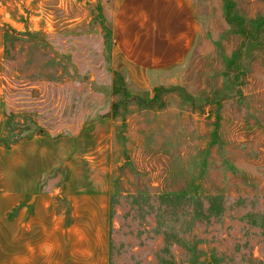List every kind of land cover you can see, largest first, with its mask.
<instances>
[{"label":"rangeland","instance_id":"374dc122","mask_svg":"<svg viewBox=\"0 0 264 264\" xmlns=\"http://www.w3.org/2000/svg\"><path fill=\"white\" fill-rule=\"evenodd\" d=\"M191 1L194 46L138 87L113 62L116 0H0V145L31 153L0 264H264V0ZM42 136L109 173L105 248L66 230L63 197L42 225Z\"/></svg>","mask_w":264,"mask_h":264},{"label":"crops","instance_id":"0c3cea01","mask_svg":"<svg viewBox=\"0 0 264 264\" xmlns=\"http://www.w3.org/2000/svg\"><path fill=\"white\" fill-rule=\"evenodd\" d=\"M116 1L112 20L113 62L121 65V69L128 71L135 80L140 78L142 85L138 87L143 86L145 76L151 71L180 64L194 46L199 26L191 0ZM0 137L4 136L0 134ZM26 148L21 155V143L9 149L0 145V216L19 207L31 194V153L30 148ZM96 156L74 153L68 139L57 143L42 136V225H49L57 232L64 224L65 215L57 209V202L63 197L70 217L65 222L66 230L78 235L79 240H101L100 245L105 248L109 173L103 168V172L96 173L95 168H91L92 173L88 174L90 170L83 171L82 164L77 162L89 161ZM64 161H67V178L63 185H58L55 172ZM15 167L19 171L17 175H13ZM12 169L11 176H7ZM94 246L90 245V249ZM105 253L104 249L103 255ZM101 259L104 261L105 258L102 256Z\"/></svg>","mask_w":264,"mask_h":264},{"label":"trees","instance_id":"16d2710c","mask_svg":"<svg viewBox=\"0 0 264 264\" xmlns=\"http://www.w3.org/2000/svg\"><path fill=\"white\" fill-rule=\"evenodd\" d=\"M5 38H6V40H8V38H10V36H9V34H6L5 35ZM66 60V59H65ZM69 61V59H67L66 60V62H68ZM69 63V62H68ZM4 112H5V114H6V117L8 118V120H9V118L11 117V115H9L7 112H6V110H4ZM8 115V116H7ZM8 128H11L10 127V125L8 124V126H7ZM12 129H10V131H11ZM26 131H29L28 133H30L31 135L33 134V131H32V129L31 128H29V129H25ZM14 131H16V130H14ZM22 136H24L22 133L20 134V133H13V134H10V137L7 139V140H2L1 142L3 143V144H5V146L6 147H8V146H12V145H15V144H17L21 139H22ZM29 137H30V135H29Z\"/></svg>","mask_w":264,"mask_h":264}]
</instances>
